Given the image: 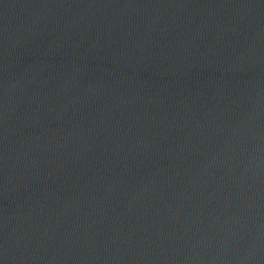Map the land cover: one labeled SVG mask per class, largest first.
Instances as JSON below:
<instances>
[{
    "label": "water",
    "instance_id": "obj_1",
    "mask_svg": "<svg viewBox=\"0 0 264 264\" xmlns=\"http://www.w3.org/2000/svg\"><path fill=\"white\" fill-rule=\"evenodd\" d=\"M0 264H264V0H0Z\"/></svg>",
    "mask_w": 264,
    "mask_h": 264
}]
</instances>
